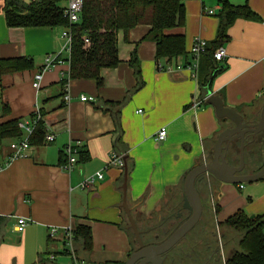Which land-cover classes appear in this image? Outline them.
<instances>
[{"label": "crops", "instance_id": "0c3cea01", "mask_svg": "<svg viewBox=\"0 0 264 264\" xmlns=\"http://www.w3.org/2000/svg\"><path fill=\"white\" fill-rule=\"evenodd\" d=\"M228 2L246 4L259 20L237 19L229 26L222 45L226 54L220 63L223 70L212 78L204 104L194 109L192 101L200 99L197 80L186 69L189 50L195 38L207 44L216 39L218 14L204 13L220 9L216 0H184V25L169 34L184 35L185 54L174 59L155 58V43L144 39L148 26L134 27L126 38L120 31L117 67L101 72L100 88L91 81L69 80L67 104L62 87L67 62L44 73L38 91L31 87L44 57L63 48V29L8 28L4 0H0V60L32 61L30 70L0 77V109L1 105L8 107L0 123L30 120L32 114L41 112L45 134L54 136L52 143L30 145L23 157L0 169V264H70L61 254L62 244L50 240L48 230L74 229L78 224L91 231L89 264H124L133 252L121 207L124 171L109 166L110 156L129 162L127 205L136 223L152 226L181 202L179 187L186 173L208 162L217 136L233 127L206 100L218 98L225 110L243 122H256L264 103V0ZM133 52L141 80L137 89L128 64ZM80 96L93 101L80 102ZM162 127L166 138L157 142L154 138ZM11 142L5 141L0 148V164ZM70 142H79L89 159L67 173L62 168L66 161L63 148ZM246 142L253 144L250 138ZM263 162L262 139L256 143L255 165L244 174L256 173ZM98 172L102 180L85 192L78 188L84 178ZM242 185L239 189L203 175L195 185L203 217L220 225L238 211L248 217L264 216V178ZM18 218L30 220L22 233L15 229ZM47 254H58L55 262Z\"/></svg>", "mask_w": 264, "mask_h": 264}, {"label": "trees", "instance_id": "16d2710c", "mask_svg": "<svg viewBox=\"0 0 264 264\" xmlns=\"http://www.w3.org/2000/svg\"><path fill=\"white\" fill-rule=\"evenodd\" d=\"M62 1L4 0L3 13L8 28L59 27L70 32L71 41L67 58L69 80L91 81L100 88L103 85L101 72L114 69L119 63L118 33L121 31L126 38L131 29L140 25L150 28L144 39L155 43L156 59L170 60L185 54L184 35L169 34L173 29L184 25V0H82L79 22L76 24H69L62 17L63 8L60 7ZM216 2L221 9L217 15L219 18L217 36L213 42L207 44L198 63L200 105L204 104V98L210 92L212 78L223 70L220 63L213 59V53L227 41L226 32L229 26L237 19L259 20L246 4L233 6L228 0ZM128 64L133 70L137 89L141 86V80L135 52L132 53ZM31 68L32 61L27 58L0 60V77ZM7 112L8 107L1 105L0 117L5 116ZM38 115L39 119H36L35 114L29 118L30 121L34 120L33 130L27 138V143L32 146L42 145L46 137L41 112ZM20 121L0 123V148L5 141H17L22 137L23 132L18 128ZM116 144H119V139L116 140ZM88 159L87 154L80 148L77 163H85ZM124 163L129 173L131 166L127 159ZM260 168L261 165L256 171L258 172ZM201 177H198L196 182ZM126 224L128 226V223ZM220 226L224 228L226 234L227 231H231L240 235L234 244L227 242L224 264H264V216L248 217L238 211ZM129 230L130 228H128L130 236ZM131 234L133 236L132 231ZM73 236L77 258L89 264L88 257L92 249L89 227L76 225Z\"/></svg>", "mask_w": 264, "mask_h": 264}, {"label": "water", "instance_id": "95a60500", "mask_svg": "<svg viewBox=\"0 0 264 264\" xmlns=\"http://www.w3.org/2000/svg\"><path fill=\"white\" fill-rule=\"evenodd\" d=\"M220 12L221 9L215 10L214 15H217ZM206 101L214 107L218 117L228 118L232 122L233 127L224 130L217 136L213 148L208 155V162H202L198 166L192 168L182 179L179 187L182 201L181 210L187 211L188 217L179 226L172 230L168 237L161 243L144 245L142 242L140 237L141 232L138 230L136 221L131 214V208L128 207L126 202L127 169L124 163V179L121 186V207L124 210L129 228L132 231L134 240L137 244V249L129 255L124 264H136L139 261L145 264L159 260L161 255L166 254L171 248H173L198 223L202 215L201 199L195 189V182L198 177L209 175L216 181L229 185L248 184L264 178V162L261 169L251 175L242 174V162L234 167H231L227 162L229 151L232 149L234 143L239 142V150L240 154H242L243 146H245L247 138H250V142L253 144L258 143L262 139L264 140V103L256 122L245 123L242 121V118L235 113L225 110L222 102L218 98L209 97ZM168 215L172 216L173 214L169 212ZM180 217L181 212H177L176 218ZM154 229L159 232V225L156 224L155 228L148 229L145 233H150ZM167 232L168 230H164L163 233L166 234Z\"/></svg>", "mask_w": 264, "mask_h": 264}, {"label": "built area", "instance_id": "2783aa9c", "mask_svg": "<svg viewBox=\"0 0 264 264\" xmlns=\"http://www.w3.org/2000/svg\"><path fill=\"white\" fill-rule=\"evenodd\" d=\"M82 7V0H67V6L62 10V17L67 20L69 24H76L79 22V15ZM207 15H214L213 10H206L204 11ZM62 38L64 40V46L55 55H47L43 59L42 66L38 69V71L33 75V80L31 87L33 90L38 91L40 88V83L44 73L49 72L52 68L61 65L64 62H67V58L69 56V49H70V41H71V34L66 29L62 32ZM207 43L200 39L195 38L191 44L189 55H190V62L186 65V69L190 73V77L193 80H197L198 76V63L200 56L205 52ZM226 58L225 50L220 47L216 49L213 53V59L217 63L223 62ZM68 63V62H67ZM69 81L68 74L67 79L64 80L63 84V91L64 96L63 100L67 104L69 102V96L67 94V82ZM80 102H92V98H87L84 96H80ZM201 101L193 100L192 107L195 109L200 106ZM39 112H36V119H39ZM34 120H22L18 123V128L23 132V137H21L17 141H12L8 146V152L4 155L3 164H0V169L10 161L21 158L24 156L27 149L30 148V145L27 143V138L31 134L33 130ZM166 138V129L164 127L160 128L155 135V141L162 142ZM46 143H52L54 141V136L52 134L46 135L45 140ZM80 143L79 142H70L63 148V154L66 158L65 163L62 165V168L65 172L70 173L74 166L77 163V153L80 150ZM109 166L118 167L120 169L124 166V161L122 160L121 156H117L112 154L110 156ZM103 179V175L98 172L93 175H90L84 178L79 184L78 188L82 191H87L89 188L93 187L94 184ZM239 189L243 188V185H237ZM30 223V220L24 218H18L16 222V232L22 233L24 228ZM73 231L74 229L70 227H51L48 230V237L50 240H54L62 244V251L61 254L67 256L70 259V264H86L84 261L77 258L74 247H73ZM58 254H49L47 259L50 262H55L56 256Z\"/></svg>", "mask_w": 264, "mask_h": 264}, {"label": "flooded vegetation", "instance_id": "af4514ba", "mask_svg": "<svg viewBox=\"0 0 264 264\" xmlns=\"http://www.w3.org/2000/svg\"><path fill=\"white\" fill-rule=\"evenodd\" d=\"M261 169V168H260ZM243 175H246L242 173ZM182 201L178 203L174 210H169L164 216L155 222V225L149 226L144 221L136 223L141 232V239L144 245H152L164 241L169 233L179 226L187 217L188 212L181 210ZM172 213L169 216L168 213ZM177 212H181V217L176 218ZM169 216V217H168ZM159 225V232L155 229L150 233L146 230L155 228ZM129 228V225L127 226ZM164 230H168L164 234ZM224 228L213 223L211 217H203V213L198 223L166 254L159 257L155 262L145 264H224L223 247L227 244L224 240ZM151 235V239L147 237ZM137 249V244L136 248ZM136 264H143L137 262Z\"/></svg>", "mask_w": 264, "mask_h": 264}, {"label": "rangeland", "instance_id": "374dc122", "mask_svg": "<svg viewBox=\"0 0 264 264\" xmlns=\"http://www.w3.org/2000/svg\"><path fill=\"white\" fill-rule=\"evenodd\" d=\"M63 5L66 7L67 2H65V4L63 3ZM239 146H240L239 143L236 145L233 144L232 149H230V151H229L231 157L227 159V162L231 167L238 166L239 163L242 162L243 172L245 173L247 171H250V168L252 165H255L253 163L255 162L256 144H248V142H246L245 146H243L242 154H240ZM126 226H127V224H126ZM227 232H228L227 234L224 233L225 237H224L223 241H227V242L230 241L231 244H234L235 242H237V240L240 236L239 233H234L231 231H227ZM151 238H152L151 235H149L147 237V240H149ZM130 240L132 241V249H135L136 243H135L134 238L131 234V231H130ZM225 246L222 249V254L224 255V260L226 258Z\"/></svg>", "mask_w": 264, "mask_h": 264}]
</instances>
